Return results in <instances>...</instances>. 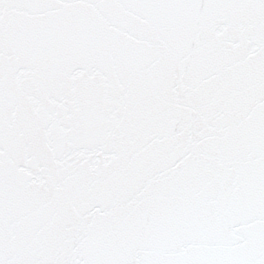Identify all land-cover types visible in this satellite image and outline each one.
I'll return each mask as SVG.
<instances>
[{
	"label": "snow or ice",
	"instance_id": "obj_1",
	"mask_svg": "<svg viewBox=\"0 0 264 264\" xmlns=\"http://www.w3.org/2000/svg\"><path fill=\"white\" fill-rule=\"evenodd\" d=\"M0 264H264V0H0Z\"/></svg>",
	"mask_w": 264,
	"mask_h": 264
}]
</instances>
